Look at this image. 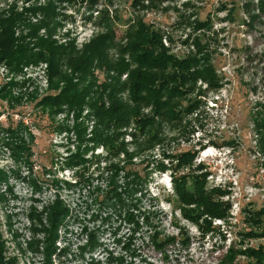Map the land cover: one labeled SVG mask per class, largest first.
Listing matches in <instances>:
<instances>
[{
    "label": "rangeland",
    "instance_id": "1",
    "mask_svg": "<svg viewBox=\"0 0 264 264\" xmlns=\"http://www.w3.org/2000/svg\"><path fill=\"white\" fill-rule=\"evenodd\" d=\"M14 14L17 44L36 53L38 38H51L68 55L56 77L48 62L0 61V264H231L234 251L264 248V235L240 236L250 225L244 210L264 209V0H0V18ZM137 20L162 32L171 55L195 63L188 72H154L185 92L171 101L181 119L143 108L153 127L136 138L134 126L121 131L125 147L116 153L96 141L94 95L81 111L42 101L69 79L79 82L75 60L104 43L110 25L106 56L131 62L122 50ZM94 73L83 87L117 78L106 68ZM128 81L123 74L121 86ZM116 99L132 103L125 87ZM185 152L195 154L192 164L177 160ZM136 173L142 186L132 181ZM185 175L204 182L208 199L229 205L224 219L182 201L175 180ZM59 208L65 217L49 256ZM261 226L254 228L263 233ZM157 240L176 242L165 254ZM249 260L236 254L232 263Z\"/></svg>",
    "mask_w": 264,
    "mask_h": 264
},
{
    "label": "trees",
    "instance_id": "2",
    "mask_svg": "<svg viewBox=\"0 0 264 264\" xmlns=\"http://www.w3.org/2000/svg\"><path fill=\"white\" fill-rule=\"evenodd\" d=\"M16 18L17 15L15 14L10 15L6 19L0 18V61H6L8 65L17 67L33 62H48L52 68L53 77L58 76V66L68 55L67 48L58 46L51 38H38L39 51L36 53L33 52L30 44H17L18 40L14 38V32L16 25L20 21ZM49 31L52 32L51 29ZM36 32L34 31V33ZM106 36L104 39L107 40L104 43H94L87 46L86 50L75 60L74 69L79 75V82L75 83L73 78L69 79L60 94L45 98L42 101V105L52 107L53 109L67 106L81 111L82 107L85 106L87 98L94 95L96 99L93 100L92 109L98 115V127L95 134L96 141L99 144L107 146L112 152L121 153L125 144L123 142L119 143L118 140L123 133L121 131L124 129H130L134 126L132 136L136 138L137 132L143 136L150 127H153L155 123L154 116L162 117L168 122H178L181 119V114L175 111L171 105V101L183 96L185 92L179 87L170 86L169 81L160 80L154 72L167 71L169 69L188 72L193 68L195 60L178 59L171 55L163 45L164 37L162 32L154 30L151 25L145 23L143 20H137L134 26L126 31V36L132 42H129L128 46L122 50V54H129L131 62H127L124 58L117 62L109 61L106 56L109 50L108 39L110 41L115 39V31L112 25H110ZM132 66H135V69H132ZM97 68H106L108 71L113 70L117 74V78L114 79L113 83L104 84L100 87L96 85L97 83L83 87L89 77L95 78L94 70ZM123 74H128L129 81L127 85L121 86L120 79ZM173 80L176 82V79ZM124 87L125 89H129L131 104L116 99V94L121 89H124ZM106 97L109 100L108 107L105 103ZM147 107L153 108L154 116L142 113L143 108ZM112 130L117 131L118 134L110 135ZM79 136L82 138V131L79 132ZM194 157L195 154L185 152L183 156H178L179 159L177 160L188 165L186 161H191L190 163L192 164ZM189 179L192 183L190 185H193L192 187L187 185ZM0 181H2L1 176ZM132 181L142 186V178L138 173L133 176ZM204 185V182L200 183L196 178H191L190 175H185L175 180V188L182 201L189 203L188 205H201L200 207L207 211L202 212L203 215L210 216V218L224 219L229 205H220V202L208 199L207 196L210 193L205 190ZM116 194V197L113 199L116 200L118 205L124 204L117 190ZM211 194H214L213 191H211ZM224 208L225 210H222ZM61 210L59 208L52 211V230L49 235L51 245L48 246L49 256L54 249L57 230L65 217V213L63 214ZM244 211L248 213V221L251 226L248 225V229L240 232V236L245 239H255L259 238L260 235H264V232L260 233L254 228L262 227L264 209ZM189 217L196 219L197 215ZM135 225L139 227L138 222ZM262 230L264 231V229ZM175 242V240H165V242L157 240L154 244L158 251L166 254V249L171 244L174 246ZM236 254L242 257L246 256L250 259L251 264H264L263 246L234 251L229 258L231 264H233L232 262H234Z\"/></svg>",
    "mask_w": 264,
    "mask_h": 264
}]
</instances>
